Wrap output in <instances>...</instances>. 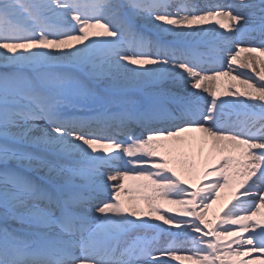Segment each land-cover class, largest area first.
<instances>
[{
	"label": "snow or ice",
	"instance_id": "snow-or-ice-1",
	"mask_svg": "<svg viewBox=\"0 0 264 264\" xmlns=\"http://www.w3.org/2000/svg\"><path fill=\"white\" fill-rule=\"evenodd\" d=\"M243 52L264 54V0H0V264H264V60Z\"/></svg>",
	"mask_w": 264,
	"mask_h": 264
},
{
	"label": "bare ground",
	"instance_id": "bare-ground-1",
	"mask_svg": "<svg viewBox=\"0 0 264 264\" xmlns=\"http://www.w3.org/2000/svg\"><path fill=\"white\" fill-rule=\"evenodd\" d=\"M207 2H208V4L209 3H227L226 0H207ZM246 2H252V0H246ZM193 3L200 5V3H198V2L197 3L196 2H193ZM231 3H233V0H232ZM169 11L175 12L176 9L175 8H170ZM193 27L194 28H197V27H209V28L210 27H215L217 29V31L225 32V33L227 32V29L226 28L225 29H220L219 25L216 24L215 20L205 21L202 25H193ZM89 31L91 33V32L96 31V30L95 29H92V30H89ZM102 38L103 37H93L91 35L89 36V39H102ZM87 42L88 41H84V43H87ZM128 45L129 44L127 43L123 47H124V50L125 51H128L129 54H130V53H132V51H131V49L129 47H127ZM80 46L81 45L79 43L76 44V47H80ZM20 51H22V50H20ZM154 53L157 54V51L154 52ZM241 57L242 58H245V59L251 58V59H253V62L254 63H256V60H255L256 57H259L261 60H264V54H261L259 52H256V53L243 52V53H241ZM124 63H127V62H124ZM128 67L129 68H136L139 71H143L144 69H146L148 67H152V66H150V65H131V64H129ZM257 67H259V65H257ZM224 68H227V64H224ZM127 75L128 76H131L132 74L129 72V73H127ZM221 80L224 82V84H227V83L230 82L227 77H222ZM171 86L174 87V88H176V87L182 88V85L178 81H177L176 84L171 85ZM236 88L239 89V90H241V91H243V88L238 83L236 84ZM233 90H235V89H233ZM198 91H202V90H198ZM220 91L222 92L223 91V88H221ZM202 94L203 95H207L206 93H202ZM219 98L220 99H230V98L234 99V97H227L226 95H221ZM101 129H103L109 135H115V136H117L118 135V132H119V130L117 128H115V127H107L106 128L102 124H100V125H93V128H92V130L97 131V132H100ZM135 130H136V132H137V130H138V132L141 131V129H139V128H137ZM183 135L186 136V137L191 138V137H194V136H198L199 134L198 133H185ZM121 139H125V137L122 135ZM208 148H209V145H206L205 146V152L208 151ZM166 158H168V159H170V161H172V162L169 163L168 167L174 168L177 171V173L181 176V178L184 179L185 181H187V183H192L194 185L195 184H198V183H201L200 180H194V179L190 178L189 175L185 171L182 170V167H181V165L178 162L173 161L172 158H170V157H166ZM202 166L203 165H201V167ZM212 179H215V177H208L207 178V181H203V182L204 183H207V182H210ZM128 183H132V181H129ZM238 191H240V189ZM238 191H237V189H236L235 186H233L231 189H221L220 190V197L221 198L218 201L219 203L212 205V209L210 210L209 216L211 217L212 212L220 213L221 206L224 205V204H227V202L232 198V193L233 192H235L237 194ZM237 195H240V193L237 194ZM240 198H243V197L241 196ZM167 207H168V204L161 203L162 212H163L164 209H167ZM262 211H264V210H262ZM154 216H155V214H153V215H151L149 217H146V218L149 219L150 222H152V223H159V224H161L164 228H170V229L173 228L170 225H163V222L162 221L155 220ZM179 254H181V255H187L188 253L181 252ZM255 255H257V254L253 253V256H255ZM254 263H256V262H254ZM173 264H183V263L180 262V261H174Z\"/></svg>",
	"mask_w": 264,
	"mask_h": 264
},
{
	"label": "rangeland",
	"instance_id": "rangeland-1",
	"mask_svg": "<svg viewBox=\"0 0 264 264\" xmlns=\"http://www.w3.org/2000/svg\"><path fill=\"white\" fill-rule=\"evenodd\" d=\"M193 1L197 2L198 0H192L191 2L193 3ZM231 1H232V0H228L227 2L231 3ZM200 3H201V4H204V2H200ZM2 70H3V68H0V71H2ZM218 201H219V200H217V201L214 202L213 204H217V203H219ZM229 206H231V205H229ZM176 207H177V206H175V205H168L167 209H170V210H172V211H169V212H167L166 214H168V215H175V214H176V212H175ZM220 214L222 215V213H220ZM208 218H209V219H214L212 215H211V217L209 216ZM257 218H261V217H255L254 219H257ZM214 222H215V220H214ZM169 231H171V232H175L176 229L174 228L173 230H169ZM139 234H144V235H147V236H149V237L151 238V237H153V236H156L157 233H155V232H153V231H148V232L141 231ZM179 239H180L181 241H183V240L185 239V237H180ZM169 242H170V238H169V236H168L166 233H161V234H159V236H158V242H157L156 246H157V247H161V248H163V247H167V245H168ZM184 247H185V248H189V247H191V245H190V244H185ZM184 253H187V252H184ZM188 254H190V253H188ZM182 263H183V264H192V262H189V261H183ZM254 264H256V263H254Z\"/></svg>",
	"mask_w": 264,
	"mask_h": 264
}]
</instances>
